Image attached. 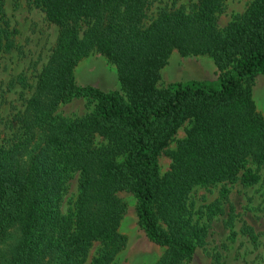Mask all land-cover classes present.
I'll return each instance as SVG.
<instances>
[{"label":"trees","instance_id":"obj_1","mask_svg":"<svg viewBox=\"0 0 264 264\" xmlns=\"http://www.w3.org/2000/svg\"><path fill=\"white\" fill-rule=\"evenodd\" d=\"M28 1L58 35L34 83L19 79L32 92L13 119V135L0 142V264H113L127 245L121 191L134 194L138 225L164 249L155 264H186L223 212L227 184L260 180L264 115L253 85L264 74V0H252L225 27L219 18L226 0ZM6 4L0 0V56L17 46ZM174 51L212 58L217 86H162ZM94 52L115 66L120 89L77 85L75 68ZM78 97L94 102L88 114L57 115ZM163 154L170 164L162 174ZM76 174L78 196L65 213ZM218 184L220 198L205 206L204 222L195 220L192 192ZM227 226L235 227L233 207ZM242 232L258 244L253 227Z\"/></svg>","mask_w":264,"mask_h":264},{"label":"rangeland","instance_id":"obj_2","mask_svg":"<svg viewBox=\"0 0 264 264\" xmlns=\"http://www.w3.org/2000/svg\"><path fill=\"white\" fill-rule=\"evenodd\" d=\"M172 3L174 0H164ZM196 0H178L179 4H190ZM252 0H226L225 11L220 15L219 24L225 27L236 15L243 14ZM6 9L12 26L17 30L16 48L0 56V142L13 135L17 124L13 121L21 108L24 98L32 92L20 78L27 77L30 84L46 62L55 46L58 27L50 24L43 12L28 0H7ZM220 73L212 58L206 56H183L174 51L168 64L162 69L161 85L178 82H198L206 87H216ZM74 80L79 86H95L104 91L120 89L115 66L101 53L94 52L83 59L74 71ZM253 97L258 110L264 115V74L255 77ZM94 102L78 97L61 105L57 115L74 119L88 114ZM186 123L176 135V141L185 136ZM176 141L171 148L176 146ZM170 159L163 154L160 169L165 173ZM256 169V165H250ZM258 183L245 186L241 181L227 184L228 198L224 201L223 212L217 214L209 227L206 245L198 248L193 259L186 264H216L214 256H219L221 264H263L264 263V165L258 169ZM223 184L198 186L192 192L189 204L195 220L204 222L202 211L205 206L220 198ZM78 196V175L69 182L62 202V211L67 213ZM118 196L127 204L120 231L127 237V245L113 264H155L164 249L146 236L138 225L136 198L133 193L121 191ZM231 207L234 208L235 227L227 226ZM244 226H251L258 234V244L242 232ZM235 231L236 235L231 236ZM91 250L89 261L96 252Z\"/></svg>","mask_w":264,"mask_h":264}]
</instances>
